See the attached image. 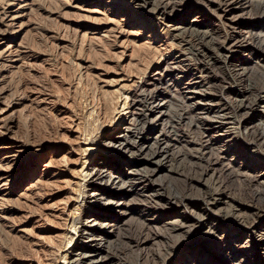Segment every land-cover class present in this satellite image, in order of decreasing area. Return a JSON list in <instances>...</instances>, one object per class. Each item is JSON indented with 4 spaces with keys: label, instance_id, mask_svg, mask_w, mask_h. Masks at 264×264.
<instances>
[{
    "label": "rangeland",
    "instance_id": "obj_1",
    "mask_svg": "<svg viewBox=\"0 0 264 264\" xmlns=\"http://www.w3.org/2000/svg\"><path fill=\"white\" fill-rule=\"evenodd\" d=\"M146 1L0 0V264L68 262L78 242L75 236L69 244L67 232L71 231L73 216H77L74 212L80 202L82 172L97 158L120 162L117 167L121 165L124 172L137 167L134 162L127 165L128 152L119 159L113 144L107 143L124 128V103L130 108L128 112L135 109L142 120L152 105L148 94H162L168 101L162 138L174 145L175 171L160 170L152 177L148 193L161 194L154 209L145 208L142 196L132 191L140 187L138 183L129 187V194L123 197L129 210L124 214L117 211L112 236L107 239L112 244L113 264H159L157 254L173 243V259L165 264H178L196 249L207 256L215 254V264H243V258L245 264H264V254L256 259L252 257L254 251L242 249L248 234H241L240 227L232 226V218L225 217L230 209L247 215L257 212L261 215H256L255 225L264 226V143L260 141L258 147L248 150L249 162L255 165L249 172L256 181L249 182L241 175L252 166L235 162L230 156L219 162L217 184L221 182L220 191H224L214 197L219 201L211 206L200 201L209 177L198 179L201 166L195 165L196 150L189 151L197 147L204 131L199 125V110L190 105L189 94L194 90L189 88L196 86L195 94L208 98L206 108L211 112L225 107L222 114L231 118L236 100L227 89L233 87L235 79H230L231 68L205 63V58L191 52L183 54L178 46L190 41L192 45L186 48H200L193 35L210 27H219L222 37L235 31L227 27L220 14L218 20L215 0L209 5L202 0H148L145 6ZM263 10L258 0H251L237 27L246 45L240 55L245 62L250 60L246 78L256 89L264 88ZM176 27L180 32L187 30L185 35L180 36ZM182 36L189 40L182 42ZM178 56L182 64L171 68L169 62L175 63ZM187 69L192 72L187 73ZM260 106L257 108L262 110ZM248 114L239 115L243 124L251 123ZM213 116L216 114L205 117L203 125L211 124ZM136 117L130 132L144 127L141 137L152 143L154 136L150 134L159 122L143 126ZM260 138L264 141V136ZM90 147L92 152L87 150ZM228 171L236 174L228 175ZM103 193L94 201L102 211L112 206L105 204L108 196ZM176 197L185 200L182 208H187V215L210 212L211 224L207 222L182 238L165 234L161 221L184 217ZM167 199H171L170 204H165ZM91 210L83 202L81 217ZM142 224L150 227L149 239L142 247H131L128 239L137 236ZM211 226L220 231L212 232ZM226 226L230 233L239 234L236 241L231 240L233 233L230 236ZM226 243L234 251L232 256L226 251ZM260 244L262 247L257 244L255 248L264 253V243Z\"/></svg>",
    "mask_w": 264,
    "mask_h": 264
},
{
    "label": "bare ground",
    "instance_id": "obj_2",
    "mask_svg": "<svg viewBox=\"0 0 264 264\" xmlns=\"http://www.w3.org/2000/svg\"><path fill=\"white\" fill-rule=\"evenodd\" d=\"M147 1L143 2L145 6L147 4ZM202 1L209 5V3H212L213 0H202ZM215 1L217 2H215L216 6L214 9H216L218 20L220 14V18L225 21L227 27H230L235 32H233L231 36L222 37L221 34L219 33V27L218 28L210 27L207 30L201 31V34H199L198 36L195 34L193 35V38H196V40H194L196 47L200 46V48H194V51L190 50L191 48L190 49L186 48L191 46L192 42L188 41L189 39L186 40V37L184 38L183 36L180 39H182V42H185L184 40L188 41V44L180 43L183 44V46H181L180 44L178 46L180 47L179 51L183 54H186L187 52L189 54V52H191L192 55L205 58L206 59L205 63L219 64V65L221 64L225 66V68L226 67L231 68L229 72L230 79L233 78L232 76H234L235 79V80L232 79L233 84L231 86L233 87L227 89L229 92L233 94V97L236 100V101L234 100L235 109L232 110V112L233 111L234 112L232 113L233 116L231 118H227L225 114H222L223 112H225V107L222 111L220 109L222 107H219V110L216 109L217 111L211 109L213 111L211 112L209 109L206 108L207 105L206 102H208V98L204 96L202 97L201 95L199 96V94L196 95L194 92L197 91L196 86L189 88V90L190 89L194 90L191 91L189 94L190 95L189 100L191 102L189 103L193 109L195 108L196 110H199V113L197 112L198 115L200 114L201 116L199 125L201 129L204 128L203 129L204 131L202 130L203 132L201 134L202 136L200 137L199 142L197 141L198 143L195 144L197 147L196 148L192 147V149H189V151L193 150L194 152L196 150V154L193 153L195 154L193 158L196 159L195 165L201 166L198 179L202 180L209 177V179L208 180L206 179V182H204L206 189L204 190V193L201 195L202 200L200 199L199 200L203 203V205L207 204L210 206L216 204L219 201V199L218 200L214 199V197L219 196V192L224 191V188L222 191H220V187H222V183L220 182L219 185L217 184L218 182L217 180L219 177L218 176L219 170H217V168L220 167L219 162L222 163V160L224 161V159H227V157L230 156L232 160H234L235 162L241 161L242 164L244 163L247 164V166L248 165L252 166V168L250 169L248 168L246 169V171L243 170L241 175L247 178L249 182H253V180L256 181L258 180L257 177H255V175L253 177V173L249 172V171H254L255 165H252L250 164L252 162H249L250 159L248 156L249 155L248 150L254 149L255 146L258 147L259 145L258 142L260 141L261 144L264 143L263 139L260 138L264 136V88L256 89L255 87L252 86V84H250L249 80L246 78L249 69L248 62L250 60H246L247 62H245L243 60L244 55H240L243 53L244 49H246V45L244 44L245 42L244 38H240L243 37L242 32L237 31L238 23L240 22L242 16L246 14L244 12H246L247 5L250 4L251 0H215ZM258 2L260 6L262 4V6L264 7L263 0H258ZM176 30L180 32V27H176ZM186 31L187 30H183L182 32H180V36L182 33L185 35ZM181 56L183 55L181 54ZM181 56L177 57V61L175 63L169 62L168 65L171 66L172 68L173 64L177 65L181 63L182 62V59L180 58ZM191 72H192L191 69L189 70L187 69V73L190 74ZM147 99L150 100L152 105L149 108L150 109L149 112L144 116L142 115L143 116L142 120L140 114L136 115L134 113L135 109L133 110V112L132 111L128 112L130 108H128L127 104L124 103L123 108L126 111H125V115L121 119L124 128L122 131L118 132V134L114 135L113 137H109L110 140H108L107 143L111 145L113 144L114 152L120 155L119 156L120 158L118 157L119 159H122L125 153L128 152L130 155L128 156L129 159L127 165L129 166L131 165V162H134V164L135 163L138 164L137 167L135 166L133 168L131 167L128 169V171L124 172L123 171L124 169H121V165L117 167V164H121L120 162H115V161L108 162L106 160H103V158L102 160L100 158H97L95 160H92L91 162H88L87 166L83 170L81 175L82 180L80 183L78 197H77L78 198L77 200H80V202H78L79 204L77 205L74 212L75 215L77 216H73L69 229L71 231L67 232V235L70 236L68 238V240H70L68 242L69 244L71 243V241H74L75 236L78 238L77 239L78 242L76 243L75 249L72 250V254L70 253V256H68V262L64 261V263L62 264H113L114 260L111 255L112 244H110V242L107 241V239L111 238L112 236V232H113L112 228H114L115 226L114 221L117 218L116 216L117 211L118 210L123 211L122 214H124L126 213L127 210H129L127 209V206L124 205L125 202L123 203V197L129 194V187L131 189L135 188L136 185L133 186V184L138 183L140 185L139 188L134 189L132 191L136 192V195L142 196L144 203L143 205L145 208L148 209L150 207V209H154L155 205H158L156 201L161 200L159 198L161 194L159 195L157 193H148V192L151 191L150 186H151L152 177L155 176V173L157 171L167 170V172L169 173L171 171H175V168L172 164L175 154L173 155V153H171L174 145L170 146L168 141L165 140V138H162V136L165 134L163 128L166 125V118L168 117L166 109L169 104L168 101L164 100L165 97H163L162 94L160 95L148 94ZM224 102H225V106L228 107L227 106L229 104L228 101L225 100ZM192 103L194 105H192ZM259 104L263 105L260 106L263 108L262 110H259L257 108V105ZM193 109L191 111H193ZM248 112L250 114H248ZM242 113H247L251 117L249 119L251 123H249L248 121H247L248 123L246 124L242 123L243 121L240 118ZM214 114H216V116H213L214 118L213 120H211L212 123L208 124V122H206L203 125L202 120L205 117ZM134 116H137L136 117L137 123L142 124L143 126H145L146 123L151 124L154 123L155 121L159 122L157 128H152L155 130L153 131L154 133L150 134L154 136V138H152L153 140L152 143H150L148 139H144L145 137L144 138L143 136L141 137V132L143 131L144 127L142 128V130H139L140 132L139 131L135 133L130 132L131 129L130 125L132 118ZM231 125L233 126L238 125V126L234 128L231 127ZM249 125L251 127H248ZM211 132L214 133L211 135ZM150 135L146 134L147 137ZM241 141L243 143H240ZM87 150L89 152L90 151L92 152L93 148L90 147ZM216 153H218L217 154L218 157L216 156ZM208 154L212 157L209 158ZM124 161L126 160L124 159ZM123 164L125 166V163ZM232 174H236V173H234V171H230L228 173V175H232ZM250 175H252V177ZM113 188L120 189L121 192L119 190H118L119 192H113L112 190ZM122 189L125 190L122 191ZM101 192H104L103 194L108 196V199H106L105 204L112 205L109 208H107L108 210H104V211L99 210L94 202L96 200L95 199L96 195ZM108 200H113L114 203ZM177 200L178 203H180L181 205L180 207L182 208V204L185 200L182 199V197L179 198L176 197V201ZM170 201L171 199H167V201L164 202L165 204H167V202H169L168 204H170ZM83 202L86 203V205L89 204L92 210L86 216L81 217V206ZM122 206H124V208L126 207V209L121 208ZM182 209L184 210L181 211L180 214L183 215L184 217L176 218L175 220L172 221H167V220L165 222L161 221V223L163 224L162 226H164L165 228V232H166L165 234H167L168 236L174 235L177 238H182L184 235L190 236L193 232L197 230L196 228H198L199 226L203 224L205 225L209 221H213V219L211 218L212 214H209L210 212L208 213L207 211L206 212L201 211L199 213L200 215L198 214L199 216L193 217V215H191L190 212L189 215H187L186 213L187 208L185 206H183ZM189 209H191V207H189ZM167 215L168 214L166 213V215L162 214L161 216H167ZM256 215H259V213L257 212L252 214L249 213L247 215L237 212L236 210L230 209L225 214V217L232 218V220H230L231 223L235 222L232 223V226L240 227L241 234L242 233L248 234L247 235L248 237L246 236L248 239L244 243L245 247L243 246L242 249L246 248L248 252L254 251L255 255H253L252 257L257 259V256L263 257L262 254H264L258 252L255 248L257 244H259L260 247H262L260 243H264V226L257 228L258 226L255 225L256 223L255 221L257 219ZM220 227L224 228V225H220L219 228ZM149 228L147 225L142 224V226L138 230L137 236L133 237V239L131 238L128 239V243H130V246L135 248L144 246L147 240L149 239V235H150L148 233ZM210 229L214 233H218V231H220L213 228V226H211ZM230 230L231 228L228 229L226 226V231L229 232ZM232 233L234 236L233 235L231 236ZM71 235L73 237H71ZM230 236L232 241H236L238 239L237 236H239V234L236 236L234 232H231ZM105 242L107 243V246H104ZM227 244L228 243H226L225 246L226 251L230 256H232L234 251H231V248H228L230 244L229 245ZM173 245L167 246L164 249V251L161 250V252L157 254L156 259L160 261L159 264H165L167 261L170 262V260L173 259V255H174ZM261 250L264 251V248H262ZM96 255L98 256V258H96ZM230 256H228V258ZM208 257H212V260ZM213 257L216 258V255L210 254L207 256V254L206 255L205 253L202 254L199 251V249H196L190 255H187V257L184 258L185 260L182 259L180 262H178V264H182V263L187 264L190 261H191L190 264H215L216 262L213 261L214 259ZM62 259L65 260L66 255H64ZM241 260L242 262H244L243 264L246 263L244 261V258ZM116 262L120 264L118 261Z\"/></svg>",
    "mask_w": 264,
    "mask_h": 264
}]
</instances>
